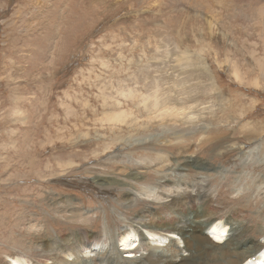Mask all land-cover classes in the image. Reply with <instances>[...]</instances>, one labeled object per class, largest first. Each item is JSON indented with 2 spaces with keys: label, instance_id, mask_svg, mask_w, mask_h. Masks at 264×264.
<instances>
[{
  "label": "rangeland",
  "instance_id": "rangeland-1",
  "mask_svg": "<svg viewBox=\"0 0 264 264\" xmlns=\"http://www.w3.org/2000/svg\"><path fill=\"white\" fill-rule=\"evenodd\" d=\"M166 161L204 179L203 220L247 224L233 258L203 228L174 236L185 264L264 250V0H0V260L77 233L136 242Z\"/></svg>",
  "mask_w": 264,
  "mask_h": 264
},
{
  "label": "bare ground",
  "instance_id": "bare-ground-1",
  "mask_svg": "<svg viewBox=\"0 0 264 264\" xmlns=\"http://www.w3.org/2000/svg\"><path fill=\"white\" fill-rule=\"evenodd\" d=\"M255 148H258V146L253 149ZM160 168H162V170L160 175H157L159 178L157 185H159L160 188L164 185L165 188L170 189L166 190L163 188V191L157 192V195H159L149 202L150 206L145 207L144 210H140L135 216L136 218L133 217V219L130 220V228L139 236L136 242H132V238L134 237L133 233L126 230L122 231L117 238L115 234L107 230L106 239L108 242H97V238L91 237L86 233H77L76 235L70 234L64 238L66 239L65 242H59L58 244H53V242L42 243L38 246V249L33 252L34 254L29 250V254H31L30 263L185 264L186 260L183 257V249L177 247L174 236L186 237L187 235L189 239H197L204 235L201 228L207 230L212 236V244H227L228 250H221L222 248L220 249L219 247L211 251V254L215 258H233L236 256L235 253L242 252L246 248H243L245 242L239 243L240 240L238 238L241 234L248 232L247 224L244 220L239 219V216L233 215L232 212H222L216 213L204 220L202 219L203 212L208 206L212 205L209 203L214 200L212 193L205 191L207 188L206 184H203L204 179L197 177L199 180L193 179L189 181V179L185 180L182 178L184 174H188V165H179L175 168H170L169 161H166V164L160 166ZM165 171L174 172V175L172 176L170 173L167 174ZM139 173V171H135L132 172L130 176L134 178L133 180L140 179ZM181 173L182 175L180 178H174L178 176L175 174ZM129 191V189L126 190V192ZM132 194L133 192L131 191L127 197H131L132 204H134L136 200L133 198L134 195ZM186 208H190V213L194 215V218L190 221L185 211ZM175 212H178V216L176 222L173 223L170 222L168 218L175 215ZM199 212L201 215L198 214ZM76 218L80 219L81 215L76 216ZM226 227H229L228 232H226ZM143 233H147L151 236H160V238L152 242L156 245L150 246L149 243H146L144 240ZM224 233L231 234V240L229 242H222V235ZM70 237H73L72 241L69 240ZM78 240L80 242H78ZM162 242H164V247L162 246ZM165 242H167V244H165ZM195 243L196 242H192L193 245ZM211 243L208 242L209 247L212 246ZM136 244L140 245V247L131 250ZM92 246L94 248L104 246L108 247V249L103 248L104 251L102 252H93L90 251ZM159 248L166 249L168 254H155L153 250L158 253ZM238 248H240V250ZM257 248V245H255V249H251L250 252L243 255V257H239L231 264H264V253L259 254L260 251H258ZM190 250L191 247L187 245L184 251L190 252ZM140 251H142L141 254ZM262 252H264V250H262ZM71 257L73 258L70 260L69 258ZM0 264H28V262L22 258L7 256L6 259L0 260Z\"/></svg>",
  "mask_w": 264,
  "mask_h": 264
},
{
  "label": "clouds",
  "instance_id": "clouds-1",
  "mask_svg": "<svg viewBox=\"0 0 264 264\" xmlns=\"http://www.w3.org/2000/svg\"><path fill=\"white\" fill-rule=\"evenodd\" d=\"M131 250H133V249H131Z\"/></svg>",
  "mask_w": 264,
  "mask_h": 264
}]
</instances>
